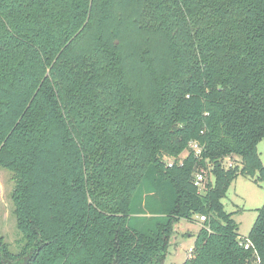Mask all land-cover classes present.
Here are the masks:
<instances>
[{
  "label": "trees",
  "instance_id": "1",
  "mask_svg": "<svg viewBox=\"0 0 264 264\" xmlns=\"http://www.w3.org/2000/svg\"><path fill=\"white\" fill-rule=\"evenodd\" d=\"M264 0H0V167L28 264H264V203L239 244L221 202L264 188ZM195 140L201 156L187 151ZM207 169L203 192L195 185ZM193 220V219H192Z\"/></svg>",
  "mask_w": 264,
  "mask_h": 264
},
{
  "label": "rangeland",
  "instance_id": "2",
  "mask_svg": "<svg viewBox=\"0 0 264 264\" xmlns=\"http://www.w3.org/2000/svg\"><path fill=\"white\" fill-rule=\"evenodd\" d=\"M257 151L262 164L264 165V138L257 144ZM186 156L184 151L180 158ZM237 165L239 173L229 184L227 191L222 198L224 210L231 213L232 219L237 224V233L240 237L246 238L254 224L258 209L264 203V188L256 182L255 178H249L242 172L241 160L238 156L224 158V164ZM206 172V171H205ZM206 178L213 181V176L205 174ZM206 181V180H205ZM204 184V182H203ZM14 185L12 174L3 167H0V236L8 249L16 253L22 244V235L16 227L15 215L11 193ZM203 185L201 186L202 191ZM190 219H180L173 225L171 244L168 246L165 264H182L193 248L195 236L202 224L199 216Z\"/></svg>",
  "mask_w": 264,
  "mask_h": 264
},
{
  "label": "built area",
  "instance_id": "3",
  "mask_svg": "<svg viewBox=\"0 0 264 264\" xmlns=\"http://www.w3.org/2000/svg\"><path fill=\"white\" fill-rule=\"evenodd\" d=\"M203 150V147L201 145H199V143L195 140H191L188 142V146H187V150H185L186 154H187V151H190L193 153V155L197 158H199L201 156V152ZM185 157V156H184ZM183 157V158H184ZM182 160L179 156V158L176 160V159H173V158H166V165L168 167L172 166L175 162L178 163V164H182ZM232 164H228L227 166H231ZM206 171V172H205ZM208 173L207 169L205 168H200L199 171L197 172V174L195 175V185L198 187V191L199 192H203L204 190V184L203 182L205 183V180H206V177H205V174ZM203 185V188H202V191H201V186ZM200 219L201 220H204L205 218L203 216H200ZM239 244L241 246H243L244 249H248L249 247L252 246V244L250 243L249 240L245 239V238H242V237H239ZM192 250V249H191ZM191 250L189 252V255L188 257L190 256L191 254ZM254 259H253V264H263L259 257L256 255V252L254 251Z\"/></svg>",
  "mask_w": 264,
  "mask_h": 264
},
{
  "label": "water",
  "instance_id": "4",
  "mask_svg": "<svg viewBox=\"0 0 264 264\" xmlns=\"http://www.w3.org/2000/svg\"><path fill=\"white\" fill-rule=\"evenodd\" d=\"M30 258V254L23 257V259L20 262H13L9 259H5L6 264H28Z\"/></svg>",
  "mask_w": 264,
  "mask_h": 264
},
{
  "label": "crops",
  "instance_id": "5",
  "mask_svg": "<svg viewBox=\"0 0 264 264\" xmlns=\"http://www.w3.org/2000/svg\"><path fill=\"white\" fill-rule=\"evenodd\" d=\"M194 217H196V216H194ZM191 220H192V219H191ZM192 221H196V219H193ZM196 222H197V221H196ZM175 232H176V230L174 231V233H175ZM174 233H173V234H174ZM173 234H172V235H173ZM172 235L170 236V239H169V245L171 244V237H172ZM163 263H164V261H163ZM164 264H165V263H164Z\"/></svg>",
  "mask_w": 264,
  "mask_h": 264
}]
</instances>
